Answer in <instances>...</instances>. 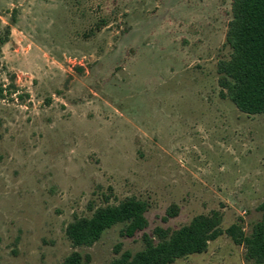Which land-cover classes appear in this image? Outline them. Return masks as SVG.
I'll return each instance as SVG.
<instances>
[{
  "label": "rangeland",
  "instance_id": "rangeland-1",
  "mask_svg": "<svg viewBox=\"0 0 264 264\" xmlns=\"http://www.w3.org/2000/svg\"><path fill=\"white\" fill-rule=\"evenodd\" d=\"M231 2L0 0V264L139 252L120 225L91 247L65 234L128 197L146 203L148 235L221 214L206 251L173 264H255L225 234L248 237L264 204V114L218 85Z\"/></svg>",
  "mask_w": 264,
  "mask_h": 264
},
{
  "label": "trees",
  "instance_id": "trees-1",
  "mask_svg": "<svg viewBox=\"0 0 264 264\" xmlns=\"http://www.w3.org/2000/svg\"><path fill=\"white\" fill-rule=\"evenodd\" d=\"M226 44L231 50L228 60L219 61L218 85L236 109L246 115L264 114V0H232L231 20L226 33ZM5 90L0 85V99ZM147 205L136 197H128L115 205L91 208L89 217H74L65 234L74 248L91 247L105 231L120 225L121 238H134L141 233L143 249L136 253L121 252L109 264H173L176 260L206 251L210 241L221 234L222 216L219 212L200 215L178 229L157 227L152 235L145 233ZM262 217L247 237L237 225L225 234L237 246H242L245 258L264 264V204ZM175 216L176 211H167ZM63 264H90L88 255L71 253Z\"/></svg>",
  "mask_w": 264,
  "mask_h": 264
}]
</instances>
